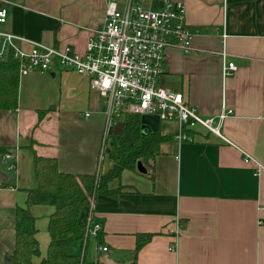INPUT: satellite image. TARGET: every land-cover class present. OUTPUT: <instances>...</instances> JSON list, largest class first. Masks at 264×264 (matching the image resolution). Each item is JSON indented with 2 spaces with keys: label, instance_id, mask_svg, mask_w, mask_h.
<instances>
[{
  "label": "crops",
  "instance_id": "1",
  "mask_svg": "<svg viewBox=\"0 0 264 264\" xmlns=\"http://www.w3.org/2000/svg\"><path fill=\"white\" fill-rule=\"evenodd\" d=\"M180 1L194 35L189 53L168 48L159 85L183 92L203 116L232 109L222 124L230 143L201 129L193 140L178 142L175 125L167 123L160 132L173 138L153 160L154 179L141 173L142 165L140 172L125 169L110 183L124 186L120 194L94 197L99 238L88 236L80 243L92 264L102 253L129 264L136 234L145 232L153 235L137 252L135 264H264V0ZM105 3L0 0L7 10L0 31L26 38L14 40L24 52L30 51V41H41L82 53L90 29L103 19ZM223 46L226 60L236 65L226 78ZM103 109L88 77L74 70L53 64L49 71L19 75L17 106L0 109V145L15 162L8 168L0 153V173L6 177L0 176V264L14 248L15 210L25 206L26 190L37 185L35 155L56 158L65 173H104L112 166L104 149L100 154ZM244 153L262 165L258 172ZM29 210L45 255L53 206L33 204Z\"/></svg>",
  "mask_w": 264,
  "mask_h": 264
},
{
  "label": "built area",
  "instance_id": "2",
  "mask_svg": "<svg viewBox=\"0 0 264 264\" xmlns=\"http://www.w3.org/2000/svg\"><path fill=\"white\" fill-rule=\"evenodd\" d=\"M6 16V8L0 6V23ZM193 35L180 0H106L103 19L90 29L82 53L68 45L54 47L41 41H30V51L24 52L15 46L14 40L26 38L0 31V56L4 48H12L20 63L19 75L32 70L49 71L57 64L87 76L90 87L98 92L104 104L105 126L100 154L113 118L124 112L140 117L156 115L159 121L173 123L178 142L193 140L194 132L201 129L230 143L222 132V124L232 114V109L222 107L216 115L203 116L183 92L159 85L168 48L178 47L183 53H189ZM225 37L222 33L223 45ZM220 56L223 78L231 76L236 65L226 60L224 46ZM3 160L8 168H14L10 152L3 154ZM244 160L255 162L256 172L262 168L247 153H244ZM93 202L92 197L83 217L84 243L88 236H96L101 229V224L93 217ZM100 249L106 251L107 247Z\"/></svg>",
  "mask_w": 264,
  "mask_h": 264
},
{
  "label": "trees",
  "instance_id": "3",
  "mask_svg": "<svg viewBox=\"0 0 264 264\" xmlns=\"http://www.w3.org/2000/svg\"><path fill=\"white\" fill-rule=\"evenodd\" d=\"M19 66L13 49L8 48L5 57L0 59V109H14L17 106ZM118 122H122V125L115 134L114 126ZM172 138L171 133L160 131L142 133L140 115L124 112L113 118L103 143L104 153L112 161V166L104 173L100 170L81 174L61 172L56 158L35 155L33 170L37 185L26 190L25 206L15 210L14 248L6 256L9 264H92L87 260L85 250L76 254L70 251L72 244L84 243L86 225L81 214L86 211L90 199L97 195L116 197L124 186L110 187V183L118 179L125 169L138 172L139 164L144 168L141 173L154 179L153 160L161 153L162 144ZM5 152L0 145V153ZM33 204L53 206L47 224L50 239L46 253L39 262L33 260L40 253L35 217L29 210ZM152 235L149 232L136 234L129 264L136 263L137 252ZM96 236L99 238L98 233Z\"/></svg>",
  "mask_w": 264,
  "mask_h": 264
},
{
  "label": "water",
  "instance_id": "4",
  "mask_svg": "<svg viewBox=\"0 0 264 264\" xmlns=\"http://www.w3.org/2000/svg\"><path fill=\"white\" fill-rule=\"evenodd\" d=\"M140 122H141V128L143 127L142 133H146L147 132H153L157 130V126H158V122L159 119L156 115H149V114H143L140 117ZM122 125V122H118L115 126H114V133L117 134L120 127ZM140 166V164L138 165V167ZM0 176L3 177V179H5L6 177L0 173ZM98 262L101 264H124L118 261H115L113 259H111L110 257H108L107 253H102L98 256ZM5 264H9L7 257H5Z\"/></svg>",
  "mask_w": 264,
  "mask_h": 264
},
{
  "label": "rangeland",
  "instance_id": "5",
  "mask_svg": "<svg viewBox=\"0 0 264 264\" xmlns=\"http://www.w3.org/2000/svg\"><path fill=\"white\" fill-rule=\"evenodd\" d=\"M167 123H169V122H166V121H159V122H158V126H157V130H156V131H160V130L163 131V130H166V129L168 128V127L166 126ZM141 129H143V127H142ZM141 131H143V130H141ZM146 132H147V131H146ZM91 245H92V242L90 243L89 247H90ZM76 246L78 247L77 250H76ZM40 248H41V247H40V244H39V250H41ZM46 249H47V248H46ZM71 249H72L73 252L80 253V250H81V249H80V243H79V245L77 244V242L74 243V244L72 245V248H71ZM78 249H79V250H78ZM77 251H78V252H77ZM44 252H45V251H44ZM76 253H75V254H76ZM43 256H44V253L42 254V253L40 252L39 255L34 256V258H35V259H38V258L41 259ZM34 258H33V259H34Z\"/></svg>",
  "mask_w": 264,
  "mask_h": 264
}]
</instances>
